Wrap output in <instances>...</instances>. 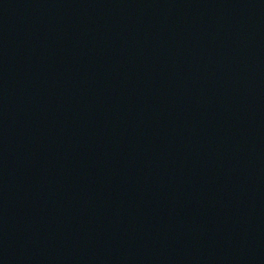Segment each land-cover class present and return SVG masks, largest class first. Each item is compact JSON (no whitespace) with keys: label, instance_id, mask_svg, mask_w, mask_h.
I'll return each mask as SVG.
<instances>
[{"label":"water","instance_id":"obj_1","mask_svg":"<svg viewBox=\"0 0 264 264\" xmlns=\"http://www.w3.org/2000/svg\"><path fill=\"white\" fill-rule=\"evenodd\" d=\"M0 264H264V0H0Z\"/></svg>","mask_w":264,"mask_h":264}]
</instances>
